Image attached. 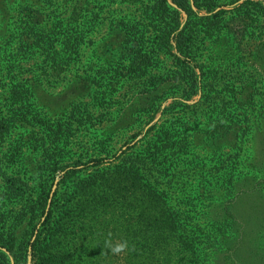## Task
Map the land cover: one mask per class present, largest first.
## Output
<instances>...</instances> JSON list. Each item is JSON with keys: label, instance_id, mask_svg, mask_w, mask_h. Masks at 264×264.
Instances as JSON below:
<instances>
[{"label": "trees", "instance_id": "16d2710c", "mask_svg": "<svg viewBox=\"0 0 264 264\" xmlns=\"http://www.w3.org/2000/svg\"><path fill=\"white\" fill-rule=\"evenodd\" d=\"M235 1L136 0L128 6L135 10L128 19L115 14V0H99L92 9L99 7V12L110 13L107 37L102 46L105 49L98 58L100 70L95 71L93 65L88 67L83 79L99 88L94 94L97 100L107 88H119L131 83L132 79H137L135 85L154 88L155 92L166 84L186 86L187 92L182 90V96L187 101L202 89L203 103L209 102L215 110L217 102L213 93L216 91L204 90L211 86V65H199L198 60L202 57L212 59L216 29L225 11L205 16L196 9H206L210 13L213 8ZM123 2L116 0L122 8ZM70 3L71 7L73 1ZM11 5L23 9L27 17L21 20L22 32L11 34V46L0 48H3L0 60L10 57L6 64L12 62V66L26 58L33 61L32 65L42 58L54 66L60 62L75 63L82 44L87 43L96 29L93 25L86 27L83 22L94 18L96 12L91 11L88 16L84 12L77 14L76 10L69 24L72 27L68 29L63 26H69L65 17L45 14L40 21L39 9L52 8L54 0H12ZM85 5L87 8L93 2L85 1L81 10ZM249 5L258 6L256 9L264 12L260 2L247 0L240 6L247 8ZM14 36L19 45L16 51L12 47ZM112 36L120 37V43L114 45ZM163 60L171 61L172 65L165 66ZM3 67L1 65L0 72ZM18 87L9 84L7 102L0 101V172L5 177L3 185L7 189L5 194L0 192V264H27L30 251L32 264H264V206L256 205L255 213L249 217L240 212L246 197H263L258 182L251 187L246 185L251 178L245 170L247 158L242 149L247 126L238 118L247 113L241 91L233 90L230 96H223L237 103L238 107L227 112L233 119L228 124H212L209 128L214 143L208 142L215 146V151L211 174L207 170L205 178L211 180L215 188L217 194L213 199L217 203L215 216L204 220L197 217L200 209L208 208L200 197L191 198L183 205L173 204L169 188L163 182L164 174L172 169L166 162L171 159V165L174 164L181 158L174 154L180 153L189 143L188 127L180 131L165 127L154 139L147 141L136 161L126 163L117 164L120 156L111 159L110 153L105 157H89L87 162L77 158L73 164H68L59 150L44 157L47 167H43V171L38 169L39 178L33 184L22 172L28 162L27 153L37 147L29 134L38 130L41 135L38 145L41 140L49 139L62 147L73 125L70 126L71 121L51 122L41 114H33L27 106L32 98L30 89ZM200 104L198 101L185 106ZM73 110L67 120L74 118ZM28 126L33 129L29 131ZM220 128L238 133L235 135L238 142L233 147L237 148L236 152L227 154L222 145L216 144L221 136L216 129ZM16 129L21 133L14 139ZM174 150L178 151L165 155ZM108 162L112 164L104 166ZM80 167L86 169L82 171ZM79 171L84 174H78ZM60 173L64 174L52 191ZM107 214H113L112 222L121 230L117 241L125 243L117 256H113L111 250L110 256L107 252L111 245V238L104 231L110 225L108 218L104 219ZM23 223L32 225L27 226L32 232L26 239L24 235H17Z\"/></svg>", "mask_w": 264, "mask_h": 264}, {"label": "rangeland", "instance_id": "374dc122", "mask_svg": "<svg viewBox=\"0 0 264 264\" xmlns=\"http://www.w3.org/2000/svg\"><path fill=\"white\" fill-rule=\"evenodd\" d=\"M39 1L43 2L45 0ZM71 1H73V4L70 7ZM79 1L81 2L78 3ZM85 1L93 2V5L87 6V8L85 5L84 9L81 10ZM98 1L54 0L52 8L46 7L44 11L39 9L41 14L37 15L39 20L46 17L45 14H51L60 16L59 18L65 17L68 25L76 10L77 14L84 12L88 16H90V11L96 12L93 19L87 18L83 20L86 27L93 25L96 29L89 35L87 43L82 44L78 61L75 63L73 61L65 64L60 62L54 66L42 58L36 65H32V60L19 58L20 61L12 66V62L6 64L10 57L0 60V67L4 65L2 72H0L1 102H7L9 84H16L19 86L18 88L30 89L32 98L27 102V106L28 110L32 111L33 114H41L43 118L51 122L58 120L71 121L69 122L70 126L73 125L69 139L64 142L62 147H58L56 143L49 139L46 142L41 140L38 145V141L41 139L38 130L29 134L32 138L30 140H33L37 147L35 151L32 150L27 153L29 154L28 162L22 169L26 178H30L33 184L37 182L39 178L38 169L40 168L43 171L42 168L47 167L44 157L51 153H57L59 150L66 156L67 161L65 163L68 164H73L79 158L83 162H87L89 157H105L110 153H112L109 155L111 159L115 155L120 156L119 160L116 161L117 164L131 160L136 161V156L142 153L147 141L150 142L151 139H154L158 132L165 127L176 128V131L188 127L187 133L191 134L188 139L189 143L183 146L180 153H175L178 150H174L165 154L175 153L174 156L181 155V158L176 162L174 161L172 165L173 161L171 159L166 162V166L172 169L164 174L166 177L163 182L169 188L173 204L183 205V202L187 203L191 198L200 197L201 202L205 203L208 208L205 210L204 208L200 209L202 211L197 212V215H199L197 217H203L204 220L205 218H213L216 214L215 204L217 203L213 198H215L214 194L217 193L214 191V186L210 184L211 180L206 181L205 178L207 170L211 174L212 154L215 151L213 150L215 146L210 143H214V141L211 137L212 135L209 134V128H211L212 124H228L233 119L232 114L229 115L227 112L231 111L232 107L236 108L237 103H234L230 97L223 98V96L226 94L230 96L232 91L236 90L242 92L244 108L247 109L245 115L238 117L244 120L247 126L243 136L245 143L242 144V149H244L243 153L247 158L245 170L250 173L251 179L246 182V185L251 187L255 182H258V187L262 189L263 195L262 198L248 196L245 202L241 203V214L245 217L253 215L256 205L260 206L263 204L264 206L263 10H257L258 6L249 5L247 8L240 6L247 0H237L233 4L213 8L210 13L206 9H196L200 15L205 16L212 15L220 10L225 11L222 16L223 19L216 29L217 35L214 37L216 41L212 46L214 51L212 59L209 60L208 57H202L198 60L199 65H211V72L209 73L211 86L204 87V90L212 89L216 91L213 94L216 96L217 104L215 110H213V107L209 106V102L203 103L205 98L202 96V89L198 95L187 101L185 100L186 97L182 96L184 94L182 90L187 92L186 86L174 87L166 84L155 92L154 88H144L135 85L137 79H132L131 83H126L119 88H107L106 93L103 95L104 98L99 94L100 100H97V96H94V94L95 91H99V88L84 80L83 76L86 75L88 67L92 65L95 71L100 70L97 65L101 61L98 58L101 57L105 49H102V46H104V38L107 37L110 13L99 12V7L92 9L98 5ZM135 1L124 0L122 8L119 3L116 4L115 0L113 4V8L116 9L115 14L126 16L129 19L135 10L133 7L129 8L128 6L135 4L132 3ZM230 1L227 0V2ZM252 1L260 2L264 6V0ZM11 2L12 0H0V48L1 46H11V34L15 33V31L22 32L19 27L21 20L27 18L24 10H19V7L11 5ZM64 12L67 13L62 15L61 13ZM36 14L37 12L34 11L33 16L36 17ZM63 26L66 29L72 27V25ZM16 36H14L12 42L14 51L19 48V45L16 44ZM120 41V37L112 36L111 38V42L114 45L119 44ZM2 49H0V54ZM8 49L11 50L10 48ZM106 50L107 52L109 51L108 48ZM162 63L167 67L172 65L169 60H163ZM103 64L104 61H102ZM204 70L206 71L207 69ZM198 101L201 102L199 106H185L188 104L193 105ZM171 105L173 106L171 107ZM72 110L76 115L74 114L72 120H67L71 116ZM225 121L226 123H222ZM26 129L30 131L33 127L28 126ZM216 130L220 131L219 134H221L216 144L222 145L227 154L236 152L237 148L233 147L238 142L235 136L238 133L235 130L228 133L226 128ZM20 133V129L14 130L12 138H18ZM26 136L27 132L25 140H27ZM183 136L185 137L184 134ZM73 157L74 160H70ZM111 164V162H108L104 166L109 167ZM80 169L84 171L86 168L80 167ZM82 171H79L78 174H84ZM63 174L60 173L57 176L52 191H55ZM4 178L2 172H0V192L5 194L7 189L3 185ZM203 185L206 187L202 188ZM2 186L4 189H2ZM199 187L200 190L198 189ZM201 191L203 196H201ZM219 200L221 199L218 198ZM112 215L107 214L104 216V219L108 218V223L110 224L104 229L109 234V238H111V245L109 244L107 247L109 256L110 250L118 243L117 239L121 237V230H118V227L113 224ZM39 221L37 219V223ZM27 226L31 227L32 225L23 223L19 226L17 231L19 237L23 235L25 239L30 237L32 230L28 229ZM39 226L40 223L37 228ZM37 230L33 235L32 241L35 239ZM111 254L117 256V253L112 250ZM32 263L30 251L27 264Z\"/></svg>", "mask_w": 264, "mask_h": 264}, {"label": "clouds", "instance_id": "9594fccd", "mask_svg": "<svg viewBox=\"0 0 264 264\" xmlns=\"http://www.w3.org/2000/svg\"><path fill=\"white\" fill-rule=\"evenodd\" d=\"M125 247V243H122V242H118L115 246L112 247V251L113 252H120L123 248Z\"/></svg>", "mask_w": 264, "mask_h": 264}]
</instances>
